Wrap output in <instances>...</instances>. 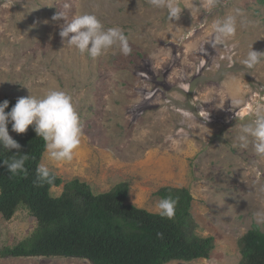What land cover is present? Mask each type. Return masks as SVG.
<instances>
[{"label":"rangeland","instance_id":"obj_1","mask_svg":"<svg viewBox=\"0 0 264 264\" xmlns=\"http://www.w3.org/2000/svg\"><path fill=\"white\" fill-rule=\"evenodd\" d=\"M178 20L147 0H0V99L69 92L83 126L70 161L45 164L64 181L78 178L94 193L127 181V201L157 212L159 187H186L200 236H212L208 259L166 264H237L239 238L264 211V159L236 136L241 117L264 104V63L247 69L251 47L264 51V0H181ZM242 9L234 39L204 43L212 23ZM66 21L95 12L105 27H121L131 53L113 46L97 58L59 35ZM72 34L70 33L69 36ZM204 46L206 51H200ZM239 97L242 103L231 104ZM208 117V118H207ZM207 118V119H205ZM62 186L53 187L59 194ZM36 220L21 206L0 215V250L26 238ZM0 264H91L80 257L0 256Z\"/></svg>","mask_w":264,"mask_h":264},{"label":"trees","instance_id":"obj_2","mask_svg":"<svg viewBox=\"0 0 264 264\" xmlns=\"http://www.w3.org/2000/svg\"><path fill=\"white\" fill-rule=\"evenodd\" d=\"M9 101L6 112L17 100ZM9 135L20 149L0 145V215L10 220L21 206L36 220L32 232L19 243L5 246L0 256L80 257L91 264H166L171 261L208 259L215 247L212 236H200L191 214L192 195L188 188L164 185L155 195L177 199L175 216L162 218L157 212L127 201L129 184L117 182L110 190L94 193L78 178L64 181L53 170L52 183L37 182L45 143L29 125L24 133ZM19 151V152H17ZM27 154V173L12 176L3 163ZM62 186L53 195V187ZM163 233L158 238L157 233ZM237 264H264V232L253 225L239 238Z\"/></svg>","mask_w":264,"mask_h":264},{"label":"clouds","instance_id":"obj_3","mask_svg":"<svg viewBox=\"0 0 264 264\" xmlns=\"http://www.w3.org/2000/svg\"><path fill=\"white\" fill-rule=\"evenodd\" d=\"M153 8L164 9L168 21L178 20L182 9L187 7L181 0H147ZM221 0H207L209 11L219 6ZM240 8H235L230 14L216 19L209 30L204 43L213 48L223 45L226 41L234 39L237 33V18L242 16ZM63 17L65 23L61 26L59 35L69 44L75 46L81 53H87L92 58L103 55L113 46H119L122 54L129 55L131 47L125 31L119 27H105L95 12H84L66 21L65 14L58 12L54 19ZM72 34L69 36V34ZM200 51H206L200 46ZM247 69H253L264 63V51H248L241 61ZM242 99L231 98V104L239 105ZM9 101L0 102V145L4 148L20 149V144L9 135L7 125L17 133H24L29 125L34 127L36 136L43 139L48 157L54 161H70L74 150L81 143L83 126L80 115L73 103L72 95L62 89L52 88L41 97L29 95L17 99L10 111L6 112ZM208 118V117H207ZM205 118V119H207ZM241 124L236 136L237 144L242 149H247L251 144L252 150L258 159H264V104H256L247 110L241 117ZM19 152V151H17ZM27 154L10 161L3 160L8 172L12 176L25 174ZM37 182L52 183L55 176L45 164H40L36 169ZM177 199L165 196L156 204L157 213L162 218L172 219L175 216ZM256 223L264 224V211L255 213ZM158 238H163V233H157Z\"/></svg>","mask_w":264,"mask_h":264}]
</instances>
